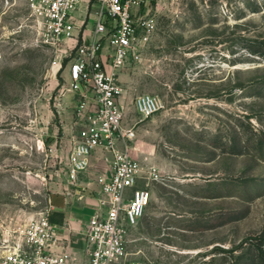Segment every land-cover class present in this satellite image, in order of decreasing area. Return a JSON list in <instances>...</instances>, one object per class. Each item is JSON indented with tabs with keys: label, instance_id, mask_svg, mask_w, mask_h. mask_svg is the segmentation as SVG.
Here are the masks:
<instances>
[{
	"label": "rangeland",
	"instance_id": "obj_1",
	"mask_svg": "<svg viewBox=\"0 0 264 264\" xmlns=\"http://www.w3.org/2000/svg\"><path fill=\"white\" fill-rule=\"evenodd\" d=\"M149 8L155 31L119 78L126 122L137 132L133 157L163 180L149 186L122 264L257 261L264 253V0H151ZM86 11L83 4L82 17ZM89 18L81 39L94 30ZM68 52L42 42L25 0H0V252L71 189L68 169L85 122L81 98L63 92L75 55ZM144 95L164 108L141 121L135 103ZM107 157L92 154L80 182L98 181Z\"/></svg>",
	"mask_w": 264,
	"mask_h": 264
},
{
	"label": "built area",
	"instance_id": "obj_2",
	"mask_svg": "<svg viewBox=\"0 0 264 264\" xmlns=\"http://www.w3.org/2000/svg\"><path fill=\"white\" fill-rule=\"evenodd\" d=\"M25 1L28 21L42 42L55 50L64 49L67 57H72L69 49L75 50L69 64L70 84L63 92L81 98L79 113L85 124L75 141L68 169L71 189L66 197L80 189L78 199L84 198L87 187L80 182V175L89 168L92 154L110 152L112 159L106 158L110 175L98 178L102 195L86 225L84 260L56 251L62 239L51 221L50 207L26 225L20 243L0 252V264H122L129 256L128 232L139 224L150 203L149 186L163 180L156 167H146L133 157L135 148L130 144L137 132L126 122L119 78L129 59L139 58L137 51L147 45L155 31L151 0ZM83 4L87 11L82 17ZM88 16L94 30L81 39ZM135 108L144 121L161 111L164 103L158 97L144 95L136 99ZM140 181H145L144 189H137Z\"/></svg>",
	"mask_w": 264,
	"mask_h": 264
},
{
	"label": "crops",
	"instance_id": "obj_3",
	"mask_svg": "<svg viewBox=\"0 0 264 264\" xmlns=\"http://www.w3.org/2000/svg\"><path fill=\"white\" fill-rule=\"evenodd\" d=\"M103 175H110L109 165L106 166ZM81 183L86 187L88 186L84 192V198L82 200L78 199L79 189L74 190L75 194L71 197H61L54 200L50 218L52 223L59 229V237L62 239L60 248H56V251L66 252L72 257L84 260L85 229L88 221H84L83 217L85 216L83 213L89 212L90 217L92 216L98 207V199L102 195V188L98 181L90 183L83 181ZM139 224L133 229L139 227Z\"/></svg>",
	"mask_w": 264,
	"mask_h": 264
},
{
	"label": "trees",
	"instance_id": "obj_4",
	"mask_svg": "<svg viewBox=\"0 0 264 264\" xmlns=\"http://www.w3.org/2000/svg\"><path fill=\"white\" fill-rule=\"evenodd\" d=\"M256 258V257H255ZM244 262V261H243ZM248 264H264V253L261 251L258 255V260H248Z\"/></svg>",
	"mask_w": 264,
	"mask_h": 264
}]
</instances>
